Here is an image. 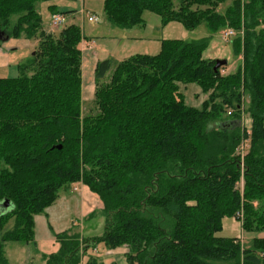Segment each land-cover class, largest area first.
Listing matches in <instances>:
<instances>
[{
	"label": "trees",
	"instance_id": "obj_1",
	"mask_svg": "<svg viewBox=\"0 0 264 264\" xmlns=\"http://www.w3.org/2000/svg\"><path fill=\"white\" fill-rule=\"evenodd\" d=\"M38 1L54 0H0V31L38 39L19 74L0 77V264L4 242L32 241L33 216L74 182L100 199L103 232H62L44 264H79L96 242L125 246L127 264H264V238L257 253L218 235L222 218L237 212L243 229L264 228V0H230L224 12L216 10L224 0H103L106 19L120 28L141 24L146 10L189 29L231 27L241 65L222 75L215 60L201 58L205 40H166L157 54H134L98 82L99 112L85 117V38L74 24L45 32ZM108 69L98 62L96 80ZM189 82L208 94L201 109L177 97L178 83ZM246 95L249 132L239 123Z\"/></svg>",
	"mask_w": 264,
	"mask_h": 264
},
{
	"label": "rangeland",
	"instance_id": "obj_2",
	"mask_svg": "<svg viewBox=\"0 0 264 264\" xmlns=\"http://www.w3.org/2000/svg\"><path fill=\"white\" fill-rule=\"evenodd\" d=\"M55 5L60 11L70 10L63 13V24L65 27L69 24L78 26L85 39L93 41H81V88L83 83L82 60L86 62L89 52L94 49L95 58L98 62L107 60L109 69L101 80H96L94 72V81L90 83V96L81 102V115L83 117L96 115L99 110L95 99V90L97 83H105L109 80L113 70L124 60L134 54H157L163 41L181 40L198 41L205 40L206 45L201 52V58L205 60L225 59L226 64L221 66V74L228 75L234 72L241 65V56H237L233 49V39L236 34L224 40L219 31H210L204 23H200L193 28H187L177 20L163 22L161 17L150 11H143L141 15L142 22L131 28L125 29L111 25L106 19L103 0H54L38 1L36 8L41 16V25L43 30L49 32L50 5ZM230 5V0H224L217 4L216 10L224 12ZM93 15L95 21H88L87 16ZM14 19V17H13ZM59 30L55 31L57 35ZM37 36L26 38L8 37L0 40V49L8 52L6 65H0V77L9 78L19 74L18 65L25 62L35 50ZM85 57V60H84ZM86 78V75L84 79ZM208 94L202 91V88L196 82L186 84L178 83L177 97L182 98L184 104L188 107L201 109L204 100ZM247 95L243 97L241 112L239 115L240 125L248 130L251 128V118L246 113ZM229 112V111H227ZM223 117H226V114ZM249 132V131H247ZM246 143V144H245ZM245 150H247L248 141L246 140ZM243 182L239 183L240 189ZM76 187V188H75ZM82 186L78 182L71 183L61 187L57 192L55 200L43 211L33 216V240L26 242L6 241L3 244V250L7 259L6 264H44V259L50 254H55L59 249V235L62 232L79 233L82 238H91L101 236L104 227V217L98 212L101 209V202L97 199L94 206H89L87 210L92 209L96 213L88 216L85 211ZM254 205L256 203L254 202ZM91 210L90 213L93 211ZM86 212V214H84ZM13 220L10 219L6 228L11 227ZM218 235L230 238H236L243 248L253 249L259 253L256 240L264 238V228L259 230H248L241 227L240 219L236 216L225 215L221 221V229ZM83 244L81 248H83ZM127 248L119 246L116 248L106 247L102 242H96L89 245L82 255L79 264H85L90 258H96L103 264H127L125 253Z\"/></svg>",
	"mask_w": 264,
	"mask_h": 264
},
{
	"label": "crops",
	"instance_id": "obj_3",
	"mask_svg": "<svg viewBox=\"0 0 264 264\" xmlns=\"http://www.w3.org/2000/svg\"><path fill=\"white\" fill-rule=\"evenodd\" d=\"M50 17H51V14H50ZM83 41H89V40L88 39H84ZM89 42H91V41H89ZM37 43H38V40H37ZM91 43L94 45V48H95V44L93 43V41ZM36 46H37V44H36ZM89 55L90 56H88V58L86 56V62H84L82 60V75H83L82 102L85 100V98H89V96H90V92H89L91 90L90 89L91 88L90 87V84H91L90 82L94 81V72H95V67H96L97 61H98V59L95 58L94 49L89 52ZM7 56H8V52H6L4 49H0V65H6ZM84 60H85V57H84ZM85 75H86V78L84 79ZM78 183L83 188L82 189V192H83V199L82 200L84 201V204H85V211H86V209H88L89 206H91V205L94 206L93 204H95L97 202V199L99 200V202H101L100 199L98 198V196L96 194L92 193L88 189V187L83 185L81 182H78ZM91 210L92 209H90V211L87 210L86 212L89 214L91 212ZM86 212H84V214H86Z\"/></svg>",
	"mask_w": 264,
	"mask_h": 264
},
{
	"label": "built area",
	"instance_id": "obj_4",
	"mask_svg": "<svg viewBox=\"0 0 264 264\" xmlns=\"http://www.w3.org/2000/svg\"><path fill=\"white\" fill-rule=\"evenodd\" d=\"M63 20H64L63 15L61 13L57 12V13L51 14L48 30L54 31V30L58 29L60 26H62ZM87 20L88 21H95L96 17H94L93 15H88ZM220 33H221V37L224 40H227V38L236 34V32L233 28L227 27V26L222 28ZM247 131H249V129ZM244 143H245V141H243L241 143V145L239 146V153L241 154V156H243L246 152V150H245L246 145H244ZM247 147H248V144H247ZM236 216L241 217V213L237 212Z\"/></svg>",
	"mask_w": 264,
	"mask_h": 264
},
{
	"label": "water",
	"instance_id": "obj_5",
	"mask_svg": "<svg viewBox=\"0 0 264 264\" xmlns=\"http://www.w3.org/2000/svg\"><path fill=\"white\" fill-rule=\"evenodd\" d=\"M7 38L8 37L5 36L4 33L0 31V40H5ZM225 64H226V60L225 59H216L215 60V63H214V66H213V69L214 70H217L219 67L224 66ZM57 148H60V145H58ZM8 205H9L8 200H4L2 202V207L3 208H7Z\"/></svg>",
	"mask_w": 264,
	"mask_h": 264
}]
</instances>
